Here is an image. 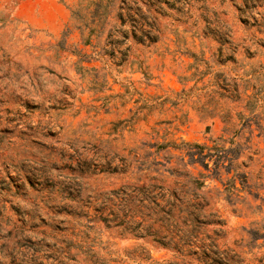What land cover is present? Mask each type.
I'll list each match as a JSON object with an SVG mask.
<instances>
[{"label": "rangeland", "instance_id": "rangeland-1", "mask_svg": "<svg viewBox=\"0 0 264 264\" xmlns=\"http://www.w3.org/2000/svg\"><path fill=\"white\" fill-rule=\"evenodd\" d=\"M194 143L238 145L236 202ZM207 254L264 264V0H0V264Z\"/></svg>", "mask_w": 264, "mask_h": 264}, {"label": "trees", "instance_id": "trees-1", "mask_svg": "<svg viewBox=\"0 0 264 264\" xmlns=\"http://www.w3.org/2000/svg\"><path fill=\"white\" fill-rule=\"evenodd\" d=\"M86 43H88V40H86ZM189 148L186 151V154L188 156V160L190 164L193 163H200L203 165L205 170L210 171V174L205 175L202 173H198L197 177H194L191 175L189 171H179L174 170V172L184 178L188 183L193 185L195 188H201L204 184V179L208 176L212 177H218L220 178V168H224L227 173L233 169L234 174L231 178L227 179L225 182H223L224 189L223 191H218V195H223V198L226 200L227 203L230 205L233 202H236L237 197L239 196V192L244 190L246 188V175L244 172L238 171L236 168H231L233 159L237 156V150L238 145H235L234 147L230 148H224L222 147H212L208 148L207 152L204 151L205 147L201 146L200 144L194 143L189 144ZM213 160V166L210 167L208 162H205V160ZM227 160V164H224V161ZM236 181L240 184V187L236 186ZM174 199L169 203V209L168 213L170 217H173V212L175 209L180 206L183 208H179L178 211H186L189 216H192L195 220L198 217L199 211L205 206L208 205V200L203 196L195 195L192 200L187 202L186 200H180L177 198L176 194H173ZM200 198V199H199ZM199 199V200H198ZM174 219V218H172ZM155 240L163 247L165 248H171L177 251H180V247L177 242H174L172 239H169L167 241L164 240V236L157 237ZM211 254L216 255V252L211 250ZM208 256V254H207ZM213 264H221L220 260L215 256H208Z\"/></svg>", "mask_w": 264, "mask_h": 264}]
</instances>
